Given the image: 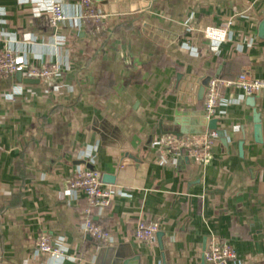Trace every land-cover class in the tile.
Instances as JSON below:
<instances>
[{
    "label": "crops",
    "instance_id": "0c3cea01",
    "mask_svg": "<svg viewBox=\"0 0 264 264\" xmlns=\"http://www.w3.org/2000/svg\"><path fill=\"white\" fill-rule=\"evenodd\" d=\"M95 1L109 18L94 35L50 27L48 0H0V46L11 40L20 56L67 67L56 87L0 83V264H85L100 247L139 264H208L214 239L264 263V90L225 93V140L210 147L204 113L211 78L264 80V0ZM228 19V41L204 39ZM78 166L121 191L93 215L111 245L81 228L85 199L64 194ZM141 218L161 226L153 244L135 239ZM42 233L61 239L65 261L36 253Z\"/></svg>",
    "mask_w": 264,
    "mask_h": 264
},
{
    "label": "built area",
    "instance_id": "2783aa9c",
    "mask_svg": "<svg viewBox=\"0 0 264 264\" xmlns=\"http://www.w3.org/2000/svg\"><path fill=\"white\" fill-rule=\"evenodd\" d=\"M72 4L73 14H68L67 4ZM1 13V11H0ZM47 21L50 27L57 28L60 25L69 24L79 30L90 34H99L106 29L109 14L106 13L95 0H48ZM233 20L228 19L220 26L208 25L203 29V37L206 41L218 46L230 39V27ZM193 26L188 27V32H193ZM2 40L0 39V42ZM5 46H0V83L7 79L18 78L22 83L25 79L40 81L49 87L60 84L66 65L59 61H45L43 59L30 60L20 56L19 50L12 45L11 40L5 39ZM184 48L190 52L197 53L189 41L185 42ZM69 62V61H68ZM15 83L14 87L21 84ZM264 90V80L256 78L253 74L244 71L237 76L225 79L213 77L206 86L204 102V113L207 124L220 116V106L229 103L225 93L239 91L241 97H252ZM205 144L210 147L219 139L215 130L206 133ZM211 156L207 154L202 161L210 162ZM121 191L113 186H108L102 178L101 173L90 167L78 166L73 175L66 181L64 194H72L83 197L86 208L81 212V228L101 244H113V235L102 226L93 221L95 210L109 208L115 196ZM161 226L157 222H149L143 218L139 219L135 226V239L141 243L153 244L160 232ZM36 253L48 254L53 261H65L67 251L61 239L53 241L46 233L37 238ZM205 261L208 264H264L262 262L245 263L230 242L226 240H212L205 251Z\"/></svg>",
    "mask_w": 264,
    "mask_h": 264
},
{
    "label": "water",
    "instance_id": "95a60500",
    "mask_svg": "<svg viewBox=\"0 0 264 264\" xmlns=\"http://www.w3.org/2000/svg\"><path fill=\"white\" fill-rule=\"evenodd\" d=\"M140 10V9H138ZM134 10V11H138ZM108 13L107 10H105ZM149 26V25H148ZM259 31L261 35H264V20L261 22ZM205 91V85L202 84L200 87V92ZM203 97V96H202ZM218 120L213 119L209 122L208 127L211 130H215L218 134V137L223 141L225 140L224 132L217 127ZM85 264H139L137 259H128L122 254L115 253L114 248L112 247H100L97 251L94 261H87Z\"/></svg>",
    "mask_w": 264,
    "mask_h": 264
}]
</instances>
